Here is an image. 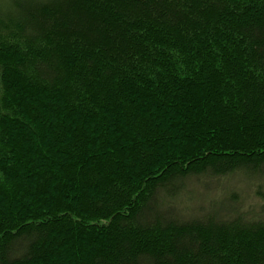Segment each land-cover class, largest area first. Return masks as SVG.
<instances>
[{"label": "trees", "instance_id": "trees-1", "mask_svg": "<svg viewBox=\"0 0 264 264\" xmlns=\"http://www.w3.org/2000/svg\"><path fill=\"white\" fill-rule=\"evenodd\" d=\"M0 264H264V0H0Z\"/></svg>", "mask_w": 264, "mask_h": 264}]
</instances>
